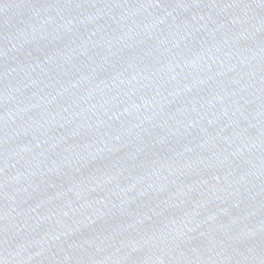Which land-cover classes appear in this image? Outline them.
Segmentation results:
<instances>
[{"label": "water", "instance_id": "water-1", "mask_svg": "<svg viewBox=\"0 0 264 264\" xmlns=\"http://www.w3.org/2000/svg\"><path fill=\"white\" fill-rule=\"evenodd\" d=\"M0 264H264V0H0Z\"/></svg>", "mask_w": 264, "mask_h": 264}]
</instances>
